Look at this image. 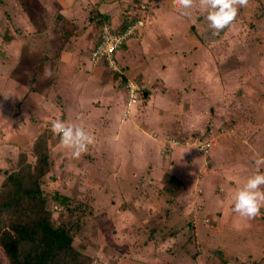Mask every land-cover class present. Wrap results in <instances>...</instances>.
Returning <instances> with one entry per match:
<instances>
[{
    "label": "rangeland",
    "instance_id": "1",
    "mask_svg": "<svg viewBox=\"0 0 264 264\" xmlns=\"http://www.w3.org/2000/svg\"><path fill=\"white\" fill-rule=\"evenodd\" d=\"M263 8L264 0H249L235 20L214 35L199 0H194L188 15H181L173 0H0V62L4 43L16 44L19 38L25 44L40 32L44 37L53 21L60 24L57 19H63V14L70 22H61V32L74 33L73 26L78 24L79 34L87 32L86 40L100 39L104 27L117 29L139 16L143 24L116 54L122 73L142 72V102L155 94L166 108L179 105L181 119L184 109H191L190 119L200 124V134L187 138L174 132L176 121L166 124V158L140 155L139 142L145 140L133 130L121 132L118 151L112 136L124 94L110 93L112 80L103 88L92 79L80 99L89 121L81 115L78 124H72L88 131L94 142L77 159L50 130L51 122L66 116L62 109L68 96L65 86L36 101L29 91L18 100L9 95L10 90H0V195L11 189L3 187L10 174L33 171L39 154L47 153L51 166L41 182L47 207L56 224L72 227L74 247L90 264H264V207L260 215L249 219L233 211L231 198L250 175L264 173V164L255 163L264 158ZM104 14L114 19L103 20ZM94 16L103 22H91ZM9 33L15 34V40L8 41ZM87 45L76 44L90 53L96 44ZM47 47L40 50L50 58L40 60L41 65L54 68L55 47L50 43ZM70 47L69 53L76 52L73 44ZM63 57L74 60L66 53ZM13 61L15 57L0 63V69L9 71ZM55 72L51 77L57 76ZM82 81L77 79L75 85ZM111 96L114 101L108 102ZM156 102H147L148 115ZM206 132L213 142L209 153L199 148L200 143L191 144L195 161L191 157L177 163L172 144L204 139L202 143ZM149 158L152 161L146 162ZM168 170L181 179L178 187H184L178 197L162 190L160 177ZM7 222L0 218L1 229ZM7 263L0 245V264Z\"/></svg>",
    "mask_w": 264,
    "mask_h": 264
},
{
    "label": "crops",
    "instance_id": "2",
    "mask_svg": "<svg viewBox=\"0 0 264 264\" xmlns=\"http://www.w3.org/2000/svg\"><path fill=\"white\" fill-rule=\"evenodd\" d=\"M107 15L109 16V14ZM63 17H64L63 19H60L61 17L57 19L60 22L59 25L56 24V22L54 21L52 24H50V26L52 27H51V30H49L48 32L49 34H47L46 36L44 35L43 37L42 36L43 32H40L38 36H35V35L33 36L34 37L33 41H30V42L25 41L24 42L25 44L23 43L21 44L22 41H20L19 38L15 40L14 38L16 37L15 34H10V33L8 35L6 34L7 36H9L8 41L15 40L17 43L16 44H14L13 42L4 43L5 44L4 47L6 48H3V50L1 51V57H2L1 61L2 62L0 63L2 65H5L13 57H15L16 61H13L14 64L11 66V69L9 71L6 72L0 69V75L1 76L4 75L7 78L6 80H2L0 78V83H1L0 90L2 92L10 90L9 95L15 96L19 100V98H21V96H23L24 93H27V91H29L28 93L34 96V97L32 96L33 101H36L37 99L41 100L40 98H43L44 95H45V99L51 97L52 91L55 92L57 91V89H61L62 86H65L67 90L66 94L68 93L67 94L68 96L67 97L64 96V98L67 100L62 101V105H63L62 109L66 111V116L64 115L65 116L64 117L62 115V121L65 122L66 124H72L73 121H76V123L78 124L77 117L79 118L81 115L85 117L84 120L87 119L89 121V119L86 117V114H88V111L86 112L84 109L81 108L82 104L80 101L81 97L83 96L82 92L85 90L86 82L92 79L95 81L97 80L99 83H102L100 85L103 88H105L106 85L108 84V81L112 80L113 86H112V90L110 91V93H114V92L123 93L124 102H125L124 105L121 106V108L117 107V113L115 115L116 121L118 120V123H117V129L113 133L112 138L113 140L116 141L117 146H118L119 138L121 136V132L123 130H133V131H136L140 135L141 138L139 139L145 140V141L139 142L140 143L139 144L140 145V153H139L140 155H148V156L153 155V156H156L157 159L162 156L166 158V154L164 153L165 148H163L164 146H167V143H169V141L167 140V135L169 133L166 132L167 130L166 128H169V127H167L166 124L176 121L174 132H177L179 136L184 137V138H187L189 136L192 137V134L194 135L200 134L199 129L197 128V127H200V124L197 123L198 125L196 126V118L192 120L189 117V115H191V112H192L191 109L190 110L184 109L183 115L185 113L186 115H184V117H182L181 119V117L178 115L179 105L176 104L178 107L175 105V107H173L172 109L166 108L162 102L164 100H162L161 98L157 99V96H155V94H148V96L150 97L148 98V100L146 99L147 100L146 103L142 102L143 100L141 99L138 103L132 105L127 114L128 107H127L126 82L129 79H135L141 82L142 80L140 79V77L142 75L141 74L142 72L129 75V76H126L123 72L121 73L123 75L122 76L123 78H120V77L117 78L116 74H114L104 64H97V65L93 64L90 60V52H87L86 49L83 47H82L83 49L81 47H77L76 44H78L79 41H82L84 45L88 44L87 46L89 47L90 45L91 46L93 44L95 45L99 41V39L97 37L89 39V40L84 39L87 34L86 31L88 30L84 31L86 33L79 34L81 33L79 25L78 24L74 25L72 22L70 24L74 25V26L72 25L74 28V33L63 34L60 30L61 22L63 21L65 24L70 22V19L68 18L66 14H63ZM96 17L97 16H94L93 18H90L89 20L92 22L94 21V19L95 20L100 19V17L98 18ZM109 18L114 19L112 18L111 15L109 16ZM104 19L105 18H103V20ZM99 21L100 23L103 22L102 19ZM83 25L81 26L82 28H83ZM33 27L35 28V23H33ZM6 29H8V27L5 28V30ZM35 31H37L36 28H35ZM39 31H43V30H39ZM3 36H5V33L3 34ZM48 41L51 44V46L55 47L54 55H53V58L51 59L54 62V68H51L50 65L48 66L50 67V69H52L51 70L52 73H54V71L56 70L55 74L57 76H54V77L50 76L49 78H44L45 66L41 65L40 60L44 58L48 59L50 58V56L46 52L40 49L45 48L46 50H48L47 49L48 48L47 46H49ZM34 43H36L37 46L39 45L42 47L37 48V46H35ZM72 44L74 45L76 52L72 51V53H69L68 51H71L72 48L70 46ZM8 45H10V47ZM15 45H16V50L13 49ZM122 49L123 48H121V50ZM7 51H9L10 54ZM65 53L66 55L68 54L73 55L74 60L67 59V61H65L64 60L65 57H63ZM33 55H34V59L31 60ZM28 57H30V60L28 59ZM38 58L40 59L36 61ZM30 73L32 74V76H29ZM25 78L27 79V81L25 80ZM79 78H81L83 81H82V85L78 87L75 84L77 82V79ZM124 78H125L124 85H121V81ZM10 80H12V82L9 86L8 83L10 82ZM55 82H57V85H59V87L55 84ZM103 88L101 90H104ZM107 100L108 102L114 101L112 96L108 97ZM151 100H155V101L158 100V103L156 102L157 105L154 103L153 110L151 114L148 115L146 105H147V102ZM53 109L54 111L59 110V109H55V107H53ZM175 109L177 111H173ZM121 110H123L122 113H120ZM169 112H171V114L168 117ZM173 114H176V115L173 117ZM153 115L155 117H153ZM119 117H120V120H119ZM108 118H109V122L107 124H109L112 121L110 117ZM190 122L194 124H191ZM152 123H155L157 127L153 126ZM11 124L14 126L15 125L20 126L19 124H16V123H11ZM101 134H104V131ZM101 134H100V138H101ZM154 134H156V136H154ZM203 136H205V140H208L211 142V144H213L210 132H206ZM203 140L204 139L198 140L197 142L195 140L194 142H189V143L179 142V143H174L175 145L172 144L173 145L172 156L175 158V161L177 163L178 162L185 163L188 160H190L191 157L193 161H195L196 152L194 153L195 150L191 148V144L195 146L196 144H198L200 141H203ZM116 148L117 150L120 149L119 146ZM114 154L119 155L120 152L119 153L114 152ZM151 159L152 158H149L148 160H146V162H151L152 161ZM118 168H121V166L118 165L117 169L115 168V171L117 170L118 172L120 170ZM166 173L167 174L170 173V170H168V172ZM165 174H163L160 177L161 182H163L161 183L163 188L165 186L164 176L167 175ZM172 175L175 176L176 174H172ZM122 177L124 176L122 175ZM177 178L181 181L179 177Z\"/></svg>",
    "mask_w": 264,
    "mask_h": 264
},
{
    "label": "trees",
    "instance_id": "3",
    "mask_svg": "<svg viewBox=\"0 0 264 264\" xmlns=\"http://www.w3.org/2000/svg\"><path fill=\"white\" fill-rule=\"evenodd\" d=\"M103 18L109 19V16ZM139 19V16H132L114 30H125ZM116 76L122 78L123 75L117 73ZM124 82L125 78L121 85ZM48 157L47 153H40L33 171L23 175L10 174L3 184L4 188L11 187L8 193L0 195V218L8 221L3 229L0 227V245L8 258L7 264H90L88 257L74 247L72 227L56 224L47 207L41 182L50 170ZM165 181L169 182L162 190L178 197L183 190L178 187L181 181L170 173Z\"/></svg>",
    "mask_w": 264,
    "mask_h": 264
},
{
    "label": "clouds",
    "instance_id": "4",
    "mask_svg": "<svg viewBox=\"0 0 264 264\" xmlns=\"http://www.w3.org/2000/svg\"><path fill=\"white\" fill-rule=\"evenodd\" d=\"M248 3L249 0H199V7L206 13L205 20L216 35L229 26L235 20L239 8L246 7ZM173 4L181 15H188L189 10L193 8L194 0H173ZM51 75V69L46 66L44 78H49ZM129 89L130 95H134L136 85L129 82ZM50 130L60 137V143L71 151L73 158H80L94 142V137L76 124H66L56 120L51 122ZM255 163L258 166L264 164V158L257 159ZM262 185H264V173L257 171L250 175L242 186L231 194L233 211L249 219L260 215V210L264 207Z\"/></svg>",
    "mask_w": 264,
    "mask_h": 264
},
{
    "label": "built area",
    "instance_id": "5",
    "mask_svg": "<svg viewBox=\"0 0 264 264\" xmlns=\"http://www.w3.org/2000/svg\"><path fill=\"white\" fill-rule=\"evenodd\" d=\"M143 22L141 19L134 22L128 26L125 30L117 31L112 27H104L101 38L99 42L93 47L90 53V60L93 64H106V66L114 73H122L121 67L119 66L118 60L116 58L117 52L121 47L127 43L131 38L134 32L138 29L139 25H142ZM129 82H132L136 85V90L134 95H130ZM145 86L141 82L135 79H129L126 82V94H127V114L130 107L138 103L142 99L143 89ZM200 143V144H199ZM199 148L208 152L211 146V142L205 140L204 142H199ZM197 144V145H198Z\"/></svg>",
    "mask_w": 264,
    "mask_h": 264
}]
</instances>
